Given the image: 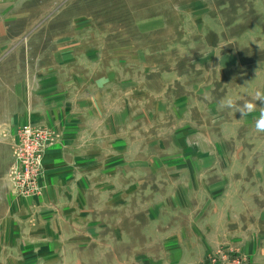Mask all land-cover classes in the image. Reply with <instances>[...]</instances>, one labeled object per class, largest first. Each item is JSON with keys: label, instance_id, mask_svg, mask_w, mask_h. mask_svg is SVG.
I'll list each match as a JSON object with an SVG mask.
<instances>
[{"label": "rangeland", "instance_id": "obj_1", "mask_svg": "<svg viewBox=\"0 0 264 264\" xmlns=\"http://www.w3.org/2000/svg\"><path fill=\"white\" fill-rule=\"evenodd\" d=\"M0 48V264H264V102L220 103L264 92V0H0Z\"/></svg>", "mask_w": 264, "mask_h": 264}, {"label": "built area", "instance_id": "obj_2", "mask_svg": "<svg viewBox=\"0 0 264 264\" xmlns=\"http://www.w3.org/2000/svg\"><path fill=\"white\" fill-rule=\"evenodd\" d=\"M46 136V130L24 124L18 131L19 150L17 151L18 164L12 168L17 187L23 195H34L41 189L42 154L30 142L40 143ZM41 178V179H40Z\"/></svg>", "mask_w": 264, "mask_h": 264}, {"label": "crops", "instance_id": "obj_3", "mask_svg": "<svg viewBox=\"0 0 264 264\" xmlns=\"http://www.w3.org/2000/svg\"><path fill=\"white\" fill-rule=\"evenodd\" d=\"M4 54L0 48V72L3 68H7V64L5 61V57L7 54H5V55ZM6 99L8 101H11L13 105L18 103L16 108H12V110H10L11 108L9 105L5 108L6 110H10V112L8 111L9 117H7L8 118L7 122H9V124L11 126H14V128L16 127V129H17L24 120L23 115H25L24 113L26 112V106L24 104L25 97L23 96L21 90L19 89V90H14L13 92L7 94ZM0 110H1V97H0ZM32 113L35 114L36 112L32 111ZM1 120H2V117H1V113H0V121ZM15 132H16V130H15ZM50 157L51 156H49V158L46 157V159L50 160L51 159ZM48 184H49V181L47 182L46 186H48ZM46 201H47V199H46Z\"/></svg>", "mask_w": 264, "mask_h": 264}, {"label": "clouds", "instance_id": "obj_4", "mask_svg": "<svg viewBox=\"0 0 264 264\" xmlns=\"http://www.w3.org/2000/svg\"><path fill=\"white\" fill-rule=\"evenodd\" d=\"M254 101H245L243 105L237 106L236 102L231 98H225L220 103L222 106L233 108L237 107V111L241 114V117H245L252 113L256 108V101L264 102V92L257 91L254 96ZM255 129L257 132H264V107H260V115L256 120Z\"/></svg>", "mask_w": 264, "mask_h": 264}]
</instances>
